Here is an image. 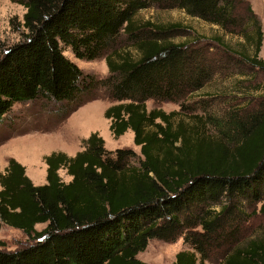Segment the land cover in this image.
<instances>
[{"label":"trees","instance_id":"trees-1","mask_svg":"<svg viewBox=\"0 0 264 264\" xmlns=\"http://www.w3.org/2000/svg\"><path fill=\"white\" fill-rule=\"evenodd\" d=\"M10 1L25 8L24 32L0 54V123L15 103L40 99L55 104V115L64 118L102 86L118 101L103 113L110 132L118 138L131 130L141 156L132 164V148L108 150L93 132L72 156H44L41 185L10 158L0 172V229H19L30 242L0 248V264H148L137 254L149 239L180 236L193 251H178L171 264H205L212 253L221 256L219 264H264V237L230 248L248 215L244 204L264 194V109L215 116L203 107L204 124L214 129L203 133L175 125V111L148 110V99L178 101L200 89L216 63L202 48L170 40L183 31L179 23L155 26L141 39L133 20L155 4L180 8L223 31L249 22L245 38L252 53L226 50L224 60L264 71L258 56L263 34L250 4L244 17L237 7L245 0ZM121 33L139 56L112 50L103 79L84 74L64 54L68 48L77 59H96ZM60 168L71 176L68 182ZM38 223L45 226L37 230Z\"/></svg>","mask_w":264,"mask_h":264},{"label":"rangeland","instance_id":"rangeland-1","mask_svg":"<svg viewBox=\"0 0 264 264\" xmlns=\"http://www.w3.org/2000/svg\"><path fill=\"white\" fill-rule=\"evenodd\" d=\"M247 3L261 25L263 36L258 56L264 60V0H245L238 4V12L244 17L247 15ZM24 12L22 5L10 0H0V54L6 47L22 38ZM133 20L139 28L135 34L141 39L147 37L155 26L179 23L183 31L170 40L200 47L216 63L213 75L200 89L178 101L148 99L145 102L148 110L161 108L165 112L175 111V125H182L190 133L193 130L203 133L206 130L214 132L213 127L204 124L203 107H207L206 110L215 116L223 115L229 109L244 108L243 112L264 109V71L250 69L245 64H235L231 59L224 60L226 50H235L242 55L252 53V44L245 38L251 33L249 22L240 29L223 31L219 26L190 16L180 8H161L155 4L138 10ZM112 50L118 55L126 54L133 59L139 56L136 44L123 33L113 46L96 59H77L68 48L64 50V54L74 61L84 74L100 80L108 75L106 55ZM117 103L118 101L112 99L102 86H97L89 92L79 106L64 118L55 115V104L41 99L15 103L0 123V172H5L9 159L13 158L23 165L26 176L34 185L44 184L47 168L44 156L53 151H62L72 156L83 149V139L93 132L103 138L104 146L108 150L132 148L137 156L131 163L137 164L141 156L140 147L133 143L132 131L127 130L118 138L114 137L109 130V120L103 116L107 107ZM180 103L183 104L182 109ZM57 172L64 182L71 179L64 168L58 169ZM244 205V212L248 215L239 219L240 234L231 249L244 246L249 240L264 237V194L259 200ZM44 226V223H38L35 228L40 230ZM29 242L21 230L2 225L1 249L14 250ZM180 250L193 251L183 242L181 236L175 241L151 238L137 257L148 264H171ZM217 253L219 255V251ZM220 260L221 256L212 253L210 260L205 264H219Z\"/></svg>","mask_w":264,"mask_h":264}]
</instances>
